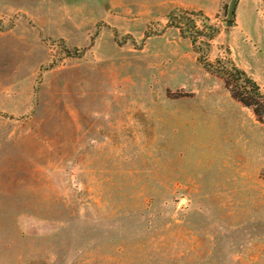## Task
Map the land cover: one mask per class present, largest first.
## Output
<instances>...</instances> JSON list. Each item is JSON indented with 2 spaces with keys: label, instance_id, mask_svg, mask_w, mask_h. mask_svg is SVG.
Segmentation results:
<instances>
[{
  "label": "rangeland",
  "instance_id": "rangeland-1",
  "mask_svg": "<svg viewBox=\"0 0 264 264\" xmlns=\"http://www.w3.org/2000/svg\"><path fill=\"white\" fill-rule=\"evenodd\" d=\"M177 9L264 91V0H0V264H264V122Z\"/></svg>",
  "mask_w": 264,
  "mask_h": 264
},
{
  "label": "trees",
  "instance_id": "trees-1",
  "mask_svg": "<svg viewBox=\"0 0 264 264\" xmlns=\"http://www.w3.org/2000/svg\"><path fill=\"white\" fill-rule=\"evenodd\" d=\"M195 14L197 13L194 11L183 9L174 10L169 14L168 24L176 26L180 29L182 35L188 36L191 39L193 49L198 53V61L201 62L206 69L219 75L233 97L245 106L250 107L257 118L261 122H264V91L260 84L232 59L224 61L222 58H219L216 62H212L208 59L207 51H209L212 41L219 30L214 24L207 22L204 26L208 28V31L193 32L191 30L192 27L187 26L184 20L187 18L192 21L195 27L196 19L191 16ZM205 19L209 21L210 17L206 16ZM202 45L205 46L206 51L205 49L203 50ZM227 64H229V66H227Z\"/></svg>",
  "mask_w": 264,
  "mask_h": 264
},
{
  "label": "water",
  "instance_id": "water-1",
  "mask_svg": "<svg viewBox=\"0 0 264 264\" xmlns=\"http://www.w3.org/2000/svg\"><path fill=\"white\" fill-rule=\"evenodd\" d=\"M235 13V6H231L230 7V14H234ZM231 23V21H230Z\"/></svg>",
  "mask_w": 264,
  "mask_h": 264
}]
</instances>
